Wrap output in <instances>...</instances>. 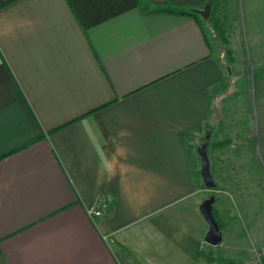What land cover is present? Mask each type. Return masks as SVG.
Wrapping results in <instances>:
<instances>
[{"label": "crops", "instance_id": "1", "mask_svg": "<svg viewBox=\"0 0 264 264\" xmlns=\"http://www.w3.org/2000/svg\"><path fill=\"white\" fill-rule=\"evenodd\" d=\"M143 6L0 0V264H261L264 235L225 197L222 240L205 241L198 147L206 135L221 192L241 187L243 160L264 172V0H236L231 58L199 11Z\"/></svg>", "mask_w": 264, "mask_h": 264}, {"label": "rangeland", "instance_id": "2", "mask_svg": "<svg viewBox=\"0 0 264 264\" xmlns=\"http://www.w3.org/2000/svg\"><path fill=\"white\" fill-rule=\"evenodd\" d=\"M235 7L236 0H215L211 6L212 13H210V16L213 14L214 18L216 17L215 19L219 22V26L222 27L225 32V36L228 39L227 43L224 42L222 37L218 35L217 31L213 28V25L210 22L204 21V24L208 28V32L212 37V41L214 40L216 42V44H213L216 52L218 53L220 51L223 55L230 58L234 56L236 45L231 43L232 34H237V40H239L242 36L241 20L239 14L236 13ZM199 17L202 20L205 19L201 14H199ZM241 49L242 48H240L239 51H241ZM231 125L234 126L235 124L231 123ZM250 151V146H243L241 153L244 155V159L246 156L250 155ZM241 163L243 176L241 178L237 177V179L241 181V187H238L236 190L235 188H232V191L226 190L227 192H221L217 188H212V190L206 191V185L204 183L205 199L211 195H215L216 197H225L226 208L236 210L241 214L243 220L247 222L243 224L244 232L252 229L254 230L253 233L258 232V235H264V172L261 170L262 166L260 165L258 166L259 170H257L254 158L252 160H243ZM217 179L218 178H216V180ZM251 217L253 220L252 222H254L256 220L255 217H257L259 221L258 224H249ZM257 259L260 263H264V251L259 253ZM222 262L223 261L219 259L216 264H221Z\"/></svg>", "mask_w": 264, "mask_h": 264}, {"label": "water", "instance_id": "3", "mask_svg": "<svg viewBox=\"0 0 264 264\" xmlns=\"http://www.w3.org/2000/svg\"><path fill=\"white\" fill-rule=\"evenodd\" d=\"M198 11L205 19H208L211 13L210 2H208L204 6L203 9H199ZM198 152L201 157V162H202L201 173H202L205 185L207 187L214 188L216 186V183L211 174L210 160H209V156L207 153L206 143H202L198 147ZM215 200H216V196L211 195L210 197L204 199L203 202L200 204V211L203 214L209 226L208 232L206 233V236H205V241L212 245H217L222 240V232L220 229V225L217 219L215 218L214 212H213V205L215 203Z\"/></svg>", "mask_w": 264, "mask_h": 264}, {"label": "trees", "instance_id": "4", "mask_svg": "<svg viewBox=\"0 0 264 264\" xmlns=\"http://www.w3.org/2000/svg\"><path fill=\"white\" fill-rule=\"evenodd\" d=\"M214 2H215V0L210 1L211 6ZM153 5H154V2H152L151 0H145V6H143V11L145 13H157V12H161V11H168V12H173V13L191 14V15H194L196 17L198 15L197 9H191V10H179V9H173V8L163 9V8H154ZM211 13H212V9H211ZM215 18H214V15L211 14V16L208 19L202 20L199 18L200 19L199 21L201 24L204 23V21L210 22L213 25V28L217 31L218 35L221 36L222 39L224 40V42L227 43L228 39L225 36V32L223 31L222 27L219 26L220 24ZM204 143H206V138L204 140ZM214 216L217 219V216L215 215V213H214Z\"/></svg>", "mask_w": 264, "mask_h": 264}, {"label": "built area", "instance_id": "5", "mask_svg": "<svg viewBox=\"0 0 264 264\" xmlns=\"http://www.w3.org/2000/svg\"><path fill=\"white\" fill-rule=\"evenodd\" d=\"M110 207V199L100 196L96 203L87 208L88 214L92 217L103 215ZM264 264V263H261Z\"/></svg>", "mask_w": 264, "mask_h": 264}]
</instances>
